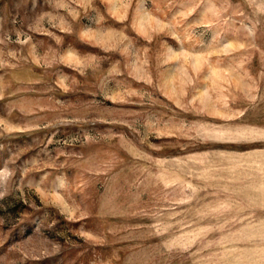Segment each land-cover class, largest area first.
<instances>
[{
	"label": "rangeland",
	"instance_id": "rangeland-1",
	"mask_svg": "<svg viewBox=\"0 0 264 264\" xmlns=\"http://www.w3.org/2000/svg\"><path fill=\"white\" fill-rule=\"evenodd\" d=\"M0 264H264V0H0Z\"/></svg>",
	"mask_w": 264,
	"mask_h": 264
}]
</instances>
